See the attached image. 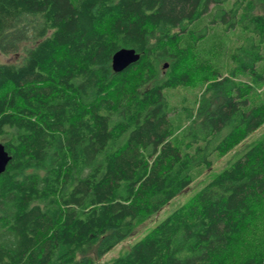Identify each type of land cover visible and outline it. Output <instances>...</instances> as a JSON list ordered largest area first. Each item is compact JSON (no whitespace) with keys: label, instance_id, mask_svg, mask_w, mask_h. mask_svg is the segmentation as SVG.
I'll return each instance as SVG.
<instances>
[{"label":"trees","instance_id":"obj_1","mask_svg":"<svg viewBox=\"0 0 264 264\" xmlns=\"http://www.w3.org/2000/svg\"><path fill=\"white\" fill-rule=\"evenodd\" d=\"M227 1L0 0V264H93L264 124V0H237L210 20L230 67L170 139L179 27ZM119 49L138 59L114 73ZM108 264H264V139Z\"/></svg>","mask_w":264,"mask_h":264},{"label":"rangeland","instance_id":"obj_2","mask_svg":"<svg viewBox=\"0 0 264 264\" xmlns=\"http://www.w3.org/2000/svg\"><path fill=\"white\" fill-rule=\"evenodd\" d=\"M234 1L237 0H228L227 4L210 7L209 12L199 20L188 24L183 23L179 27V47L183 48L187 57L182 67L189 73L190 82L185 86L163 91L168 106L171 108L169 116L173 124V135L170 139L173 144L179 141L182 130L189 123L195 121L193 117L195 114L194 109L204 87L203 74L205 71L209 70V72L213 71L224 75L230 67L229 50L238 43L239 38L224 31L218 24L210 23V20L212 14L219 11V8H226L228 4L230 5ZM11 57L0 54V63L12 62ZM158 64L160 67L164 64L167 67L168 61L162 59L158 61ZM166 67L160 70L161 77L158 76L157 80L164 78ZM261 139H264V124L225 155L221 157L212 155L210 167H194L191 170L193 181L186 189L171 199L157 213L134 222L127 237L102 257L94 260L93 264H108L116 257L124 254L133 243L138 241L152 227L167 217L174 209L187 203L214 175L236 161L249 146Z\"/></svg>","mask_w":264,"mask_h":264},{"label":"water","instance_id":"obj_3","mask_svg":"<svg viewBox=\"0 0 264 264\" xmlns=\"http://www.w3.org/2000/svg\"><path fill=\"white\" fill-rule=\"evenodd\" d=\"M138 55L132 49H119L114 52L110 58V68L114 73L121 72L130 64L136 62ZM166 65H163L165 68ZM9 161V156L5 152L2 144H0V174L4 171L7 162Z\"/></svg>","mask_w":264,"mask_h":264}]
</instances>
